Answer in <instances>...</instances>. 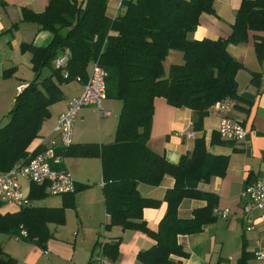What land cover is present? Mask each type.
<instances>
[{
	"label": "trees",
	"instance_id": "trees-1",
	"mask_svg": "<svg viewBox=\"0 0 264 264\" xmlns=\"http://www.w3.org/2000/svg\"><path fill=\"white\" fill-rule=\"evenodd\" d=\"M213 1L122 0L123 12L112 20L106 15L107 0H48L40 13L22 8L20 21L48 31L52 39L44 47L33 42L19 46L21 54L30 55L33 78L17 93L5 124L0 125V173L43 150L28 152L50 117V107L63 100L62 86L77 79L83 84L90 64L98 62L105 71L106 98L121 102L114 140L58 146L54 152L63 158L100 159L108 216L104 229L138 230L155 242L138 253L139 262L183 264L171 258L188 257L178 237L199 234L218 217L214 213L217 196L201 191L198 185L224 176L228 158L211 154L203 135L195 139L192 152L182 155L177 163L153 152L147 143L155 100L193 111V128L202 131L203 119L216 104H251L238 94L236 75L242 65L228 54L227 46L245 43L249 32H262L254 36V50L260 63L264 58V0H241L227 38H189L201 15L214 13ZM12 28L17 29L18 24ZM171 50L180 52L183 61L171 65L166 73L163 64ZM60 57H66L65 63L56 67ZM14 70H4L3 76H11ZM259 82L260 75H253L251 83L258 88ZM215 137L220 138L213 133L212 143H216ZM166 176L173 178L174 184L165 191L166 211L157 231H151L142 213L145 208H157L160 201L142 197L138 185L158 187ZM89 186L77 184L75 192L62 195L61 207L30 205L16 213L0 214V234L16 236L22 227L27 236L21 240L45 249L52 237L48 224L63 225L66 209H74L76 194ZM46 196L44 185L30 184V201ZM184 199L205 201V205L194 209L190 218H180L178 207ZM96 245L104 258L113 262L118 258L119 241L98 240ZM251 258L243 241L237 264H247ZM0 264H16L1 245Z\"/></svg>",
	"mask_w": 264,
	"mask_h": 264
},
{
	"label": "crops",
	"instance_id": "crops-1",
	"mask_svg": "<svg viewBox=\"0 0 264 264\" xmlns=\"http://www.w3.org/2000/svg\"><path fill=\"white\" fill-rule=\"evenodd\" d=\"M122 0H107L106 15L114 19L123 12L120 7ZM48 0H0V125L5 124L6 114L11 109L17 87L25 86L31 79L23 78V69L31 70L29 54H21V43L33 42L38 47L46 46L52 39L48 31H38L35 24L21 22V9L27 8L35 13L42 12ZM241 0H214L213 14H202L197 28L189 34L194 40H217L227 38L231 33L235 14ZM17 29H13L14 24ZM262 32H249L245 43L229 44L228 54L242 65L236 75L238 94L250 101L226 102L223 108L214 106L203 119L202 131L195 132L194 138L187 134L190 123L195 119L193 111L176 109L163 99H156L154 115L150 129L148 147L155 153L177 163L182 155L190 154L194 141L204 136L207 150L213 155L226 156L228 166L224 176L213 177L202 182L198 188L203 192L214 193L217 198L215 209H228L230 214L217 217V220L204 227L196 235L179 236L178 243L188 253V257L172 256L175 261L183 264H237L240 258L242 242L252 254L247 264H256L254 253L264 251V212L254 211V228L246 230L242 217V191L248 179L255 180L264 177V58L260 63L254 50V36ZM182 54L171 50L164 61V70H169L173 64L182 63ZM15 68L11 76L4 77L6 69ZM260 75L258 88L252 83L253 75ZM64 98L50 107V117L41 126L39 135L28 148L32 153L43 148L48 141L53 140L52 133L56 119L62 114L70 99L82 92V83L71 82L62 86ZM109 116L100 117L94 106L83 107L72 128V144L98 143L109 144L114 140L117 118L120 113V101L105 99L103 103ZM228 116L241 122L247 135L242 142H229L215 137L220 119ZM5 120V121H4ZM1 121H4L1 123ZM52 170L66 169L77 184H88V188L76 194V207L66 209L63 225L48 224L52 233L51 239L41 249L15 235L0 234V245L3 251L16 260V264H88L96 243L119 241L118 258L113 262L105 258L104 264H142L137 255L140 251L151 248L155 242L145 233L138 230H124L120 226L104 229L108 216L104 209L102 194L101 162L99 158H63L59 164L50 161ZM27 185L29 193L30 185ZM174 184V179L166 176L158 187L138 185V191L144 198L160 201L157 208H145L143 221L151 231H157L158 224L166 211L163 201L165 191ZM23 186V185H22ZM32 205L57 208L62 205V196L55 201L36 200ZM205 205V201L184 199L178 207L180 218H190L194 209ZM19 210L12 205L2 204L0 214L16 213Z\"/></svg>",
	"mask_w": 264,
	"mask_h": 264
},
{
	"label": "built area",
	"instance_id": "built-area-1",
	"mask_svg": "<svg viewBox=\"0 0 264 264\" xmlns=\"http://www.w3.org/2000/svg\"><path fill=\"white\" fill-rule=\"evenodd\" d=\"M66 57L56 60L55 66L61 67L65 63ZM79 82V79L76 80ZM23 85L17 87L19 93ZM106 99L105 71L98 62L90 64L88 78L82 84V92L70 99L66 110L56 119L52 133L55 135L53 140L44 145L43 150L27 161L16 163L8 172L0 173V203L12 205L20 210L32 205L28 199V193L23 190L22 182L36 185H44L45 192L51 196H62L73 193L76 190L77 182L72 178L66 169L52 170L50 161L59 164L63 157L56 155L54 149L58 146L68 147L72 144V128L79 111L86 106H94L100 117L109 116V111L103 108V101ZM224 103H218L223 108ZM215 105V106H216ZM188 137L194 138L195 132L192 122L190 123ZM217 133L221 140L229 142H242L247 135L242 124L228 116H223L217 127ZM242 217L246 224V230L254 228L253 212H264V177L255 179L246 184L242 191ZM216 216L225 218L230 212L228 209H214ZM27 236L24 228L20 227L19 234L15 239ZM256 264H264V251L259 250L254 253ZM105 258L102 256L101 247L96 246L90 257L88 264H104Z\"/></svg>",
	"mask_w": 264,
	"mask_h": 264
},
{
	"label": "rangeland",
	"instance_id": "rangeland-1",
	"mask_svg": "<svg viewBox=\"0 0 264 264\" xmlns=\"http://www.w3.org/2000/svg\"><path fill=\"white\" fill-rule=\"evenodd\" d=\"M23 72H24V75H22L23 76V78H29V79H32L33 78V73H32V71L30 70V72H29V74L27 75V77H26V74L28 73V70H25V68L23 69ZM168 71H167V69H166V73H167ZM103 103H104V101H103ZM121 103V102H120ZM5 121V120H4ZM4 121H1V123L2 122H4ZM23 185V190L26 192L27 191V185L26 184H22ZM61 198V196H51V195H47L46 196V198H44L45 200L47 199V200H49V201H55V200H58V199H60Z\"/></svg>",
	"mask_w": 264,
	"mask_h": 264
}]
</instances>
